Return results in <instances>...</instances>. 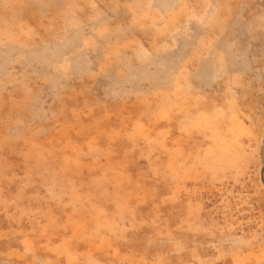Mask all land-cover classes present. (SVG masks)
I'll list each match as a JSON object with an SVG mask.
<instances>
[{"label": "rangeland", "instance_id": "rangeland-1", "mask_svg": "<svg viewBox=\"0 0 264 264\" xmlns=\"http://www.w3.org/2000/svg\"><path fill=\"white\" fill-rule=\"evenodd\" d=\"M264 0H0V264H264Z\"/></svg>", "mask_w": 264, "mask_h": 264}, {"label": "water", "instance_id": "water-1", "mask_svg": "<svg viewBox=\"0 0 264 264\" xmlns=\"http://www.w3.org/2000/svg\"><path fill=\"white\" fill-rule=\"evenodd\" d=\"M262 181H263V183H264V168H263V170H262Z\"/></svg>", "mask_w": 264, "mask_h": 264}]
</instances>
